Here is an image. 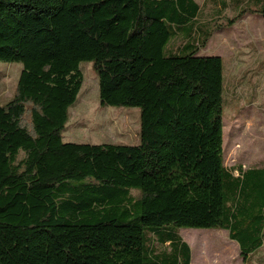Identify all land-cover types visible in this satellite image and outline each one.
Returning a JSON list of instances; mask_svg holds the SVG:
<instances>
[{
  "label": "trees",
  "instance_id": "1",
  "mask_svg": "<svg viewBox=\"0 0 264 264\" xmlns=\"http://www.w3.org/2000/svg\"><path fill=\"white\" fill-rule=\"evenodd\" d=\"M229 2L264 21V0ZM199 11L0 0V61L22 64L0 105V264H190L180 228L224 229L244 259L261 249L264 166L224 165L223 60L199 54L212 34ZM82 61L101 104L139 108L137 143L63 141Z\"/></svg>",
  "mask_w": 264,
  "mask_h": 264
},
{
  "label": "rangeland",
  "instance_id": "2",
  "mask_svg": "<svg viewBox=\"0 0 264 264\" xmlns=\"http://www.w3.org/2000/svg\"><path fill=\"white\" fill-rule=\"evenodd\" d=\"M195 1L200 6L199 21L210 23L212 30L199 54L217 55L223 60V161L237 175L238 166H264V21L250 12L238 16L239 10L229 0L225 7L221 0ZM235 16L236 20L228 25L227 19ZM177 44L179 38L172 41L173 46ZM21 69L19 62L0 61V105L13 97ZM79 70L82 84L69 108L63 141L137 143L139 108L101 104L91 62H80ZM179 235L191 249L193 264H264V245L244 259L238 244L224 229L180 228Z\"/></svg>",
  "mask_w": 264,
  "mask_h": 264
},
{
  "label": "crops",
  "instance_id": "3",
  "mask_svg": "<svg viewBox=\"0 0 264 264\" xmlns=\"http://www.w3.org/2000/svg\"><path fill=\"white\" fill-rule=\"evenodd\" d=\"M191 263L193 264V258H192V261H191Z\"/></svg>",
  "mask_w": 264,
  "mask_h": 264
}]
</instances>
